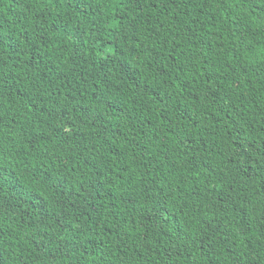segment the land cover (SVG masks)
<instances>
[{
    "label": "trees",
    "instance_id": "16d2710c",
    "mask_svg": "<svg viewBox=\"0 0 264 264\" xmlns=\"http://www.w3.org/2000/svg\"><path fill=\"white\" fill-rule=\"evenodd\" d=\"M0 264H264V0H0Z\"/></svg>",
    "mask_w": 264,
    "mask_h": 264
}]
</instances>
